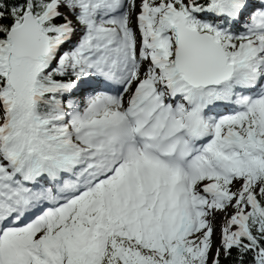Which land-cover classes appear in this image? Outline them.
Segmentation results:
<instances>
[{"label": "snow or ice", "instance_id": "obj_1", "mask_svg": "<svg viewBox=\"0 0 264 264\" xmlns=\"http://www.w3.org/2000/svg\"><path fill=\"white\" fill-rule=\"evenodd\" d=\"M0 264H264V0H0Z\"/></svg>", "mask_w": 264, "mask_h": 264}, {"label": "rangeland", "instance_id": "obj_2", "mask_svg": "<svg viewBox=\"0 0 264 264\" xmlns=\"http://www.w3.org/2000/svg\"><path fill=\"white\" fill-rule=\"evenodd\" d=\"M222 223V215L218 216L217 217V220H216V236H217V240L219 239V229H220V224Z\"/></svg>", "mask_w": 264, "mask_h": 264}, {"label": "trees", "instance_id": "obj_3", "mask_svg": "<svg viewBox=\"0 0 264 264\" xmlns=\"http://www.w3.org/2000/svg\"><path fill=\"white\" fill-rule=\"evenodd\" d=\"M233 255L235 256V253Z\"/></svg>", "mask_w": 264, "mask_h": 264}]
</instances>
